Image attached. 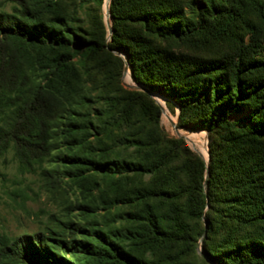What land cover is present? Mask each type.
Here are the masks:
<instances>
[{"label": "trees", "instance_id": "obj_1", "mask_svg": "<svg viewBox=\"0 0 264 264\" xmlns=\"http://www.w3.org/2000/svg\"><path fill=\"white\" fill-rule=\"evenodd\" d=\"M84 1L96 4L99 12L105 4ZM58 2L3 0L12 12L0 11V156L12 150L27 172L56 165L42 175L53 180L63 174L82 187L92 173L106 179L125 173L126 217L133 223L126 239L171 251L206 232L215 243L211 257L217 264H264V80L247 79L264 63L249 59V53L190 62L164 46L202 35L216 41L235 37L236 24L249 13L264 22V0L110 4L111 47L126 53L136 82L152 95L178 102L181 127L209 133L207 192L204 160L161 128L160 109L145 93L126 91L120 118L126 122V160L110 158L106 149L93 145L92 139L102 141L105 132L90 114L66 103L82 85L77 60L101 52L103 45L79 36L74 19L56 14ZM138 97L147 100L148 110L137 107ZM79 100L90 101L85 94ZM147 177L153 179L150 185L144 183ZM70 226L69 241L65 235L4 237L0 264H194L175 253L163 262L140 260L124 250L119 232Z\"/></svg>", "mask_w": 264, "mask_h": 264}, {"label": "rangeland", "instance_id": "obj_2", "mask_svg": "<svg viewBox=\"0 0 264 264\" xmlns=\"http://www.w3.org/2000/svg\"><path fill=\"white\" fill-rule=\"evenodd\" d=\"M108 2L109 0H105L101 12L96 4L86 3L84 0L58 2L56 14L74 19L75 22L71 25L76 28L79 36L86 40H96L103 45L101 52L87 53L77 60L82 85L74 88L76 94L70 102L67 101V107L71 106L83 114L91 115L93 122L105 132L102 141L92 139L93 145L97 149H106L110 158L126 160V122L120 120L124 118L123 111L126 112V101L129 98L126 91L142 92L151 98L149 99L152 103L160 109V126L168 135L178 138L176 131L179 135L186 132L205 143L207 141L209 150L210 140L207 131L181 127L182 110L178 102L158 94L162 101L160 102L155 95L153 97L151 93H147L146 88L136 82L130 66L126 69L127 61L129 65L126 53L111 47L113 32L111 33L108 22L113 31V20L111 15H108ZM0 11L11 13L12 6L5 5L3 0H0ZM46 18H50L49 15ZM241 21L236 24L235 37L216 41L202 35L194 37L190 43L172 42L165 43L164 46L173 49L179 55L187 56L190 62L191 59L200 61L235 59L249 53L250 55H247L249 59L264 63V22L250 13L244 17L242 23ZM247 79L253 82L264 80V67ZM83 94L90 99L86 104L79 100ZM147 105L144 97H138L137 107L142 112L148 110ZM185 115L188 119L189 114ZM167 116L174 122V127L168 122ZM203 133H206V136ZM187 142L192 151L207 156L206 147L201 150ZM201 158L206 164L205 159ZM55 168L56 165L43 164L42 167L35 166L34 172H27L21 168L12 150L0 156V241L4 237L13 240L22 235L37 234L54 238H59L56 235H65V240L69 241L71 239L67 229L71 224H77L90 230L119 232L121 235L118 241L121 246L140 260L163 262L169 253H175L178 260L194 264H217L211 257L215 243L206 232L197 233L191 241L180 242L171 251L164 246L137 245L126 239V231L133 229V223L126 217V212H129L130 208L126 205L128 183L125 173L115 179H106L100 173H92L90 181L82 187L76 182V178L60 174L51 180L41 173L43 169ZM152 180L147 177L144 183L150 185ZM136 182L138 180H135L134 184ZM85 207L93 211L89 212ZM51 231L57 233L53 235ZM76 238L81 239L82 234H77ZM65 256L75 260L69 253H65Z\"/></svg>", "mask_w": 264, "mask_h": 264}, {"label": "bare ground", "instance_id": "obj_3", "mask_svg": "<svg viewBox=\"0 0 264 264\" xmlns=\"http://www.w3.org/2000/svg\"><path fill=\"white\" fill-rule=\"evenodd\" d=\"M107 8H108V6H107ZM128 75H130L129 73H128ZM152 95V94H151ZM153 97H154V95H152ZM155 97L160 101V102H162L161 101V98L158 96V95H155ZM167 118H168V122L171 124V126L172 127H174L175 125H174V122L167 116ZM188 132H192V131H188ZM176 133H177V135H179L178 133V131H176ZM181 134H183V135H181V136H184V137H186L187 138V141H189L192 145H195V146H197V148H199V149H201V150H203L204 149V147H206V149H207V156L206 157H204L201 153H199L204 159H205V161H208L209 160V158H210V155H209V151H208V147H207V141H206V143L205 142H203L202 140H200L199 138H197V137H195V136H193V135H190V134H188V133H182L181 132ZM205 136H206V133H203ZM188 143V142H187Z\"/></svg>", "mask_w": 264, "mask_h": 264}, {"label": "water", "instance_id": "obj_4", "mask_svg": "<svg viewBox=\"0 0 264 264\" xmlns=\"http://www.w3.org/2000/svg\"><path fill=\"white\" fill-rule=\"evenodd\" d=\"M111 1L112 0H109V2H108V15L110 16L111 15V12H110V4H111ZM108 26L110 27V30H111V33L113 32L112 31V28H111V24H110V22H108ZM128 61H127V63H126V69L128 68ZM147 93H149L150 94V92L149 91H147V90H145ZM178 136V138H180V139H183L185 142H187V138L186 137H184V136H181V135H177ZM209 151V150H208ZM196 152V151H195ZM200 157H202L198 152H196ZM209 163H210V158H209V160L208 161H206V166H207V171H206V181H205V191L207 192V186H208V180L210 179V166H209Z\"/></svg>", "mask_w": 264, "mask_h": 264}]
</instances>
